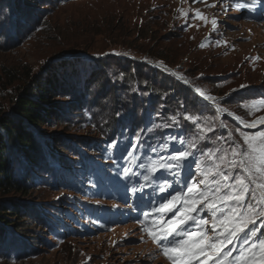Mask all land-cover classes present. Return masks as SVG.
<instances>
[{"label": "rangeland", "instance_id": "obj_1", "mask_svg": "<svg viewBox=\"0 0 264 264\" xmlns=\"http://www.w3.org/2000/svg\"><path fill=\"white\" fill-rule=\"evenodd\" d=\"M28 1L0 0V118L34 85L46 88L53 65L60 86L53 116L33 130L48 156L31 167L9 153L28 194L0 195L19 215L0 227V264H171L144 230L164 215L156 209L197 179L201 151L264 132L235 118L264 117L244 107L264 100V0ZM186 116L212 132L192 136ZM181 140L196 146L180 174L153 171Z\"/></svg>", "mask_w": 264, "mask_h": 264}, {"label": "snow or ice", "instance_id": "obj_2", "mask_svg": "<svg viewBox=\"0 0 264 264\" xmlns=\"http://www.w3.org/2000/svg\"><path fill=\"white\" fill-rule=\"evenodd\" d=\"M209 6L215 7V4ZM178 11L187 17V11ZM194 18L203 20L205 24L209 22L199 9L195 10ZM210 22L215 30L217 20L213 18ZM215 43L219 45L221 41ZM206 46V43L200 45L201 48ZM197 92L206 100L215 102L214 97L200 89ZM257 105L264 107V100L244 107L258 111ZM217 110L224 111L219 105ZM235 118L246 127L264 124V117L251 124L241 117ZM185 119L199 130L193 131L192 136L203 139L205 133L212 132L207 121L205 124L197 123L200 120L198 116H186ZM240 137L243 144L234 142L227 147L201 151L204 159L198 161L197 179L189 177L182 191L171 195L156 209L164 214L162 218L154 220L151 226L145 225L144 230L171 264H207L208 260L212 264H264V237L259 234V229L264 228V132L255 135L240 132ZM179 142L181 147L154 165L153 171L175 170V175L180 174L178 170L192 156L190 149L195 148L196 142H187V149L183 147L184 140ZM144 179L149 180L150 175H145ZM173 212L177 215L165 218L167 213ZM205 212L208 218H203ZM257 221H261L257 227H249L256 225ZM191 224L196 228L190 229Z\"/></svg>", "mask_w": 264, "mask_h": 264}, {"label": "trees", "instance_id": "obj_3", "mask_svg": "<svg viewBox=\"0 0 264 264\" xmlns=\"http://www.w3.org/2000/svg\"><path fill=\"white\" fill-rule=\"evenodd\" d=\"M20 3L31 5L28 0H20ZM102 65H104L103 62L99 64L101 68ZM56 67L54 65L49 67V72L45 76L43 86H46L47 89L41 87L40 84L34 85L33 90L17 98L14 116L0 118V195L16 193L27 197L28 194L25 187L27 182L22 183V180L15 177L14 161H12L10 154H20L28 166L34 167L39 154L47 157L50 153L46 149L40 148L41 145L37 142L38 139H36L33 130L38 129L55 112L54 103L51 102L53 99L49 95L56 96L59 94L57 89V86H60L57 84L59 74ZM162 80L167 79L164 76ZM114 123L111 126V133L119 130L117 120ZM6 207L4 201H0V227L19 216L17 213H9L7 209L9 207Z\"/></svg>", "mask_w": 264, "mask_h": 264}, {"label": "bare ground", "instance_id": "obj_4", "mask_svg": "<svg viewBox=\"0 0 264 264\" xmlns=\"http://www.w3.org/2000/svg\"><path fill=\"white\" fill-rule=\"evenodd\" d=\"M259 27H260L259 29H262V30H260V32H261V33H264V23H262ZM263 43H264V42H263Z\"/></svg>", "mask_w": 264, "mask_h": 264}]
</instances>
